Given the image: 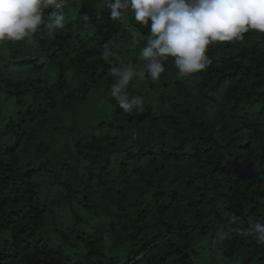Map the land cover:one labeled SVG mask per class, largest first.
<instances>
[{
  "label": "trees",
  "instance_id": "16d2710c",
  "mask_svg": "<svg viewBox=\"0 0 264 264\" xmlns=\"http://www.w3.org/2000/svg\"><path fill=\"white\" fill-rule=\"evenodd\" d=\"M63 13L35 46L0 42V264H264L246 231L264 220V33L210 45L190 76L145 69L129 114L101 53L143 68L150 27L107 0Z\"/></svg>",
  "mask_w": 264,
  "mask_h": 264
},
{
  "label": "clouds",
  "instance_id": "9594fccd",
  "mask_svg": "<svg viewBox=\"0 0 264 264\" xmlns=\"http://www.w3.org/2000/svg\"><path fill=\"white\" fill-rule=\"evenodd\" d=\"M66 0H0V42L26 41L35 46V34L43 29L49 37L63 29ZM109 18L118 21L131 11L136 23L150 27V36L139 52L143 68L124 64L119 56L105 45L101 53L106 62L119 64L111 68L115 82L111 85L112 98L119 107L131 114L142 111L141 96H130L129 85L147 75L153 81L165 72V61L170 57L178 69V76L186 77L205 69L211 60L209 46L217 42L244 39L251 30L264 33V0H107ZM56 10L50 17L46 10ZM97 20L103 19L98 10ZM43 26V29H42ZM241 218L233 215L231 223ZM248 234L264 245V220L249 217Z\"/></svg>",
  "mask_w": 264,
  "mask_h": 264
},
{
  "label": "rangeland",
  "instance_id": "374dc122",
  "mask_svg": "<svg viewBox=\"0 0 264 264\" xmlns=\"http://www.w3.org/2000/svg\"><path fill=\"white\" fill-rule=\"evenodd\" d=\"M107 110H109V112L111 111V106L109 104H105V106Z\"/></svg>",
  "mask_w": 264,
  "mask_h": 264
}]
</instances>
